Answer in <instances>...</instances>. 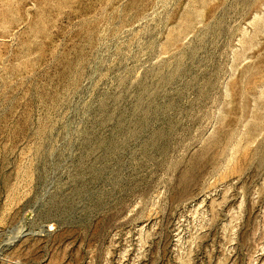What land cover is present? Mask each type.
<instances>
[{
	"label": "rangeland",
	"instance_id": "rangeland-1",
	"mask_svg": "<svg viewBox=\"0 0 264 264\" xmlns=\"http://www.w3.org/2000/svg\"><path fill=\"white\" fill-rule=\"evenodd\" d=\"M0 264H264V0H0Z\"/></svg>",
	"mask_w": 264,
	"mask_h": 264
}]
</instances>
